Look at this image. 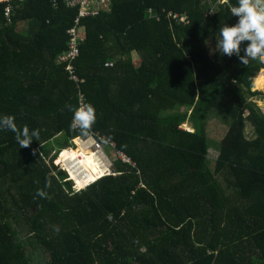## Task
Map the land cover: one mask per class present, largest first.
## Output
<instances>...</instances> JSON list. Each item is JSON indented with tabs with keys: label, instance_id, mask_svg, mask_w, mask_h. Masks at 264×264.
Masks as SVG:
<instances>
[{
	"label": "trees",
	"instance_id": "16d2710c",
	"mask_svg": "<svg viewBox=\"0 0 264 264\" xmlns=\"http://www.w3.org/2000/svg\"><path fill=\"white\" fill-rule=\"evenodd\" d=\"M100 1L81 18L67 0L0 1V116L40 130L28 148L0 131V264H32L37 249L46 264H264V111L253 100L264 64L208 46L238 22L237 0ZM73 29L78 53L64 61ZM69 65L96 110L91 132L132 159L117 158L114 174L84 143L82 155L66 150L81 135ZM213 111L230 120L219 143Z\"/></svg>",
	"mask_w": 264,
	"mask_h": 264
},
{
	"label": "clouds",
	"instance_id": "9594fccd",
	"mask_svg": "<svg viewBox=\"0 0 264 264\" xmlns=\"http://www.w3.org/2000/svg\"><path fill=\"white\" fill-rule=\"evenodd\" d=\"M220 2H224V0H220ZM227 2H229V0ZM229 9L232 16L238 17V22L234 26H228L227 24L223 27L220 26L215 36L216 46L215 49L212 50V54L219 52L221 56L228 57L236 55L240 63L246 67L249 65L250 61H258L264 64V0H237V5H229ZM242 42H248L243 50L244 55L240 54ZM66 107L73 113L70 130L78 131L81 135L88 136L97 119L94 106L91 104H83L76 108H73L71 105H66ZM189 130L192 131V128ZM0 131H10L14 133L15 140L20 148H28L32 144L33 139L40 141V130L38 128L30 130L28 125H24L22 128L18 127L15 117L11 115L0 116ZM73 142H75V140L71 141V143ZM35 152L36 150H33V154H35ZM105 154L107 153L105 152ZM107 156L110 158L109 154H107ZM116 156L118 157V155ZM130 160L132 164V159L130 158ZM57 162L58 159L56 160V163ZM57 165L60 166L61 164L57 163ZM110 174H114V172L107 175ZM103 176L106 175L104 174ZM70 179L73 180L71 175ZM73 181L75 184V180ZM50 187L51 179L49 178L46 179L45 188ZM36 196L40 198H50L48 197V193L42 188L37 189Z\"/></svg>",
	"mask_w": 264,
	"mask_h": 264
},
{
	"label": "rangeland",
	"instance_id": "374dc122",
	"mask_svg": "<svg viewBox=\"0 0 264 264\" xmlns=\"http://www.w3.org/2000/svg\"><path fill=\"white\" fill-rule=\"evenodd\" d=\"M95 3L99 4V5H104V1H95ZM107 5V3L105 4ZM72 31L74 32H77L75 29L69 31V33H73ZM208 46H209V50L212 54V50L215 49V46L216 44H214L213 42H208ZM73 52H74V47H72V49L67 53H65L61 59L62 60H70L73 58ZM139 60V57H138V54L134 55V61H138ZM140 61V60H139ZM67 70H69L68 66L66 67ZM70 71V70H69ZM264 71V69H263ZM263 71L261 72L260 76L258 77V80L260 81L259 83L254 82V85H255V88H260V90H257L255 88H253V91H260L262 92L263 94L262 95H259L257 96V98L253 99L259 106L262 107L263 111H264V74ZM69 76V80H71L72 82L74 83H77L76 86H77V89L80 90V94H84L83 91L81 90V86L78 85V83L82 80L81 77H74L72 75H68ZM263 80V81H262ZM79 107V105H78ZM229 124H230V120L227 116L223 115V114H220L218 113L217 111H213L210 118H209V122H208V126H207V130H208V135H209V138H211V140H214L215 142H220L222 141L228 131H229ZM191 125L190 124H185L184 125V128L185 129H191L190 128ZM78 132V131H77ZM94 133V132H93ZM91 134V133H90ZM83 136V135H78L77 137H75L73 140H75V142L73 143H70V146H68L66 149L68 150H73V148H78V144H76V140H86L89 136ZM96 134V133H94ZM246 134H247V137L248 138H252L253 135H254V132H253V128L248 124L247 125V128H246ZM98 135V134H97ZM63 135H60L56 140L55 142H53L52 144H56V142H62V140L64 141L63 139ZM91 138L87 139V140H90ZM106 140V139H105ZM82 143V141H80ZM213 142V141H212ZM78 143V142H77ZM75 145V146H74ZM104 150L107 154H109L110 158L113 160V166H115V161L117 160V154L116 152H114V150L109 146V144H104ZM211 147V146H210ZM92 152L93 150L90 149ZM80 150L77 149L76 150V153H78ZM80 154L79 155H82L83 153L82 152H79ZM85 153V152H84ZM94 153V152H93ZM62 154V153H61ZM216 155L217 156V151H215V149H210L209 150V160H210V166L213 167L214 166V163H215V159H216ZM55 164L56 166L57 163L55 161ZM58 164H62L63 166H65L66 164L65 163H62V159H58ZM59 168H61V166H59ZM67 170L70 171V173L72 174V171L69 169V168H66ZM73 176V174H72ZM74 178V176H73ZM75 179V178H74ZM76 181V179H75ZM76 185L82 189V190H85L87 187L86 186H79L77 184V181H76ZM76 186V188H77ZM86 187V188H85ZM85 188V189H84ZM78 189V188H77ZM81 191V190H80ZM20 238L23 240L25 238V236L23 234H20ZM31 255V258H32V264H46V261L49 260V254L45 253L44 251H42L41 249H37V250H34Z\"/></svg>",
	"mask_w": 264,
	"mask_h": 264
},
{
	"label": "built area",
	"instance_id": "2783aa9c",
	"mask_svg": "<svg viewBox=\"0 0 264 264\" xmlns=\"http://www.w3.org/2000/svg\"><path fill=\"white\" fill-rule=\"evenodd\" d=\"M0 1L5 2L8 0H0ZM227 1L228 0H224L223 3L227 2ZM67 4L73 5V6H79V8H80L79 18L87 17L91 14H94V15L96 14L95 11L90 12L91 11L90 5H94L95 1L90 2L89 0H67ZM171 17L174 20L182 21V23L187 24V17L186 16L180 18L178 15L171 14ZM75 30L77 32L72 31L73 33L72 34L70 33L72 36V41H71L72 47H74L73 57L78 53L77 45H78V39L80 38L79 32H81L78 29H75ZM68 68L70 70V75L76 77V75L73 72L72 67L69 65ZM79 104L80 105L88 104V101L86 99L85 94H80V90H79ZM89 138H91V139L87 140ZM87 139L86 140H80V141H82V143H84V144L88 143L89 149H92L94 154H97L101 158V160L103 161V164L106 165V169H105L106 171L104 173L105 175H107L111 172H114V169H113L112 160L107 156V154H105L104 146H103L104 144H109V146L114 150V152H116L119 159H122V161H124V162L131 163V160L128 156L124 155L122 152H119L117 150V146H115L114 143L105 140L104 137H101V136L91 132L90 136ZM60 166L62 169H65V166H63L62 164ZM67 171L70 173L69 170H67ZM70 175H71V173H70Z\"/></svg>",
	"mask_w": 264,
	"mask_h": 264
},
{
	"label": "water",
	"instance_id": "95a60500",
	"mask_svg": "<svg viewBox=\"0 0 264 264\" xmlns=\"http://www.w3.org/2000/svg\"><path fill=\"white\" fill-rule=\"evenodd\" d=\"M254 87H255V86H254V82H253V88H254ZM101 169H102V170H105V169H106V165L103 164V161H102V160H101ZM93 182H94V181H92L91 184H93ZM91 184H90V185H91Z\"/></svg>",
	"mask_w": 264,
	"mask_h": 264
},
{
	"label": "bare ground",
	"instance_id": "6f19581e",
	"mask_svg": "<svg viewBox=\"0 0 264 264\" xmlns=\"http://www.w3.org/2000/svg\"><path fill=\"white\" fill-rule=\"evenodd\" d=\"M262 74H264V72L262 73ZM255 86V85H254ZM78 141H80V140H77V142ZM79 144V143H78ZM87 147H88V149H89V144L87 143V144H85ZM89 151L90 152H92L90 149H89ZM64 152H66V151H64ZM63 153V152H62ZM100 160H101V158L97 155V154H95ZM66 169V168H65ZM67 170V169H66ZM72 175V174H71Z\"/></svg>",
	"mask_w": 264,
	"mask_h": 264
},
{
	"label": "crops",
	"instance_id": "0c3cea01",
	"mask_svg": "<svg viewBox=\"0 0 264 264\" xmlns=\"http://www.w3.org/2000/svg\"><path fill=\"white\" fill-rule=\"evenodd\" d=\"M77 141V140H76ZM76 144H78L77 142H76ZM78 146H79V144H78ZM77 149H79V147L78 148H73V150H77ZM66 150H68V149H66ZM66 150H64V151H66ZM63 151V152H64Z\"/></svg>",
	"mask_w": 264,
	"mask_h": 264
}]
</instances>
